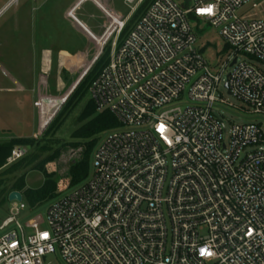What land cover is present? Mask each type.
<instances>
[{"label": "built area", "instance_id": "1", "mask_svg": "<svg viewBox=\"0 0 264 264\" xmlns=\"http://www.w3.org/2000/svg\"><path fill=\"white\" fill-rule=\"evenodd\" d=\"M143 1L123 0L128 16ZM187 1L153 0L111 42L89 94L118 125L95 146L90 173L50 201L44 224L26 230L17 219L26 204L12 201L0 264H264V127L227 130L212 111L225 103L223 81L264 119V73L241 57L264 62V19L256 0ZM190 15L218 28L231 51L221 67L197 45ZM128 16L113 13L105 40L92 37L103 48ZM24 153L14 146L6 164Z\"/></svg>", "mask_w": 264, "mask_h": 264}, {"label": "rangeland", "instance_id": "2", "mask_svg": "<svg viewBox=\"0 0 264 264\" xmlns=\"http://www.w3.org/2000/svg\"><path fill=\"white\" fill-rule=\"evenodd\" d=\"M9 1L0 0V66L16 79L21 78L20 76L24 78L28 75L26 72L36 74L40 50L45 46L63 47L72 51L85 50L89 60L96 53L97 45L93 41L92 34L85 31L82 23L88 25L94 32L98 31L96 26L103 25V32L98 39L105 40L104 35L110 29L111 18L109 16L115 13L121 18H126L129 11V7L124 4L123 0H14L6 5ZM256 2L258 3L257 8L252 9L249 5L244 9L246 12L252 9L264 19V0H256ZM135 12L128 16L126 23L131 21ZM135 21L133 20L132 24ZM191 22L197 34V45L201 47L204 56L212 66L221 67L231 51L220 37L218 28L208 24L203 18ZM112 32H109L104 46L109 45L110 47L114 39L117 44L120 43L125 35L122 36L119 33L116 36ZM241 57L250 60L264 73V62L248 56ZM52 66L51 81L54 83V90L50 97L48 94V97L41 99L39 111L34 105L36 102L32 104L27 98L30 93L25 91L18 97L20 98L18 107L11 108L8 111L9 115L1 118L0 125L8 124L9 127L7 126L6 130L0 129V138L23 137L34 140L31 145L24 146L25 153L19 160L6 164L0 169L1 175L8 167L14 164L21 166L22 161L31 160L27 166L1 175L5 181L3 186L6 190L14 186L21 177L24 178L21 190L38 188L44 182L47 176L45 171L48 169L53 171L52 179L58 182L53 198L77 184L72 182L74 173L70 169V164L82 159L85 140L73 138L72 133L84 124L78 121V116L86 102L90 100V86L77 105L66 111L64 106L69 95L86 73H83L85 65L71 73L64 66H60L57 61ZM229 70L228 65L223 68L222 79ZM219 92L225 103L218 102L219 106L213 107L212 111L223 118L227 130L233 124L248 122H257L264 127V119L251 114L248 104L228 94L223 81L219 86ZM105 132L106 130L95 136L97 137L96 145ZM224 136L227 138V133ZM93 150L88 156L87 175L92 169ZM52 199L31 206L26 196H23L26 208L20 211L17 219L23 223L26 230L30 229L34 221L44 224V213ZM11 205L12 201L7 198L0 203V224L10 215ZM46 264L61 263L55 257H50Z\"/></svg>", "mask_w": 264, "mask_h": 264}, {"label": "trees", "instance_id": "3", "mask_svg": "<svg viewBox=\"0 0 264 264\" xmlns=\"http://www.w3.org/2000/svg\"><path fill=\"white\" fill-rule=\"evenodd\" d=\"M153 0H144L139 7L136 9V12L128 23L125 24L124 28L120 32L119 35H126L130 28L133 26L134 22L132 24L133 20H137L148 8V6L151 4ZM182 4L184 6H187L188 1L183 0ZM190 20H197L194 16H189ZM124 35V36H125ZM123 39V38H122ZM110 56V47L104 46L102 48V51L97 56L93 64L89 67V69L86 71L84 76L81 78L77 86L74 88L72 93L69 95L68 100L64 106V109L71 110L73 109L77 103L84 97L88 87L90 86L93 79L97 76V74L101 71V69L108 63ZM63 109V110H64ZM79 122H84L83 126L78 128L72 133V137L75 139H84L85 140V147H84V153L82 156V159L77 162H73L70 164V169L73 170V183H79L87 176V166H88V156L91 153V151L94 149L96 142H97V136L99 133L108 130L110 128L116 127L118 125V122L114 115L108 111V110H97L94 102L90 99L86 102L84 105V108L80 115L78 116ZM34 140L32 138H12L9 140H0V169L6 165L7 157L10 155L11 149L16 145L21 146H29ZM24 162V161H22ZM21 162V166L18 165H12L6 170H4L3 173H10L17 170L19 167L27 166L31 163V160L24 162V164ZM43 168V165L41 169ZM3 173L1 175H3ZM45 174H47L44 182L41 186L38 188H28L24 191L21 190V185H23L24 178H19L17 182L9 189L4 188V180L2 176L0 175V203L7 198V195L12 190H19L21 191L23 196H26V199L28 203L31 206L39 205L43 203L45 200L52 199L54 197V192L58 186V182L56 180L52 179L53 171L51 169H48V171H45Z\"/></svg>", "mask_w": 264, "mask_h": 264}, {"label": "crops", "instance_id": "4", "mask_svg": "<svg viewBox=\"0 0 264 264\" xmlns=\"http://www.w3.org/2000/svg\"><path fill=\"white\" fill-rule=\"evenodd\" d=\"M13 1L14 0H10L6 5L10 4ZM5 7L6 6H4V8ZM82 25L84 26L85 31L91 33L96 38H98L103 32V25L96 26L98 30L97 32L91 30V28L84 23H82ZM93 41L97 45V51L89 60L87 52L85 50L76 49L72 51L63 47H42L40 50V55L38 57V68L36 70V74H29L28 72H26V74L28 75L25 74L26 76L24 78L20 76L21 78L16 79L15 77L11 76L5 69H3L2 66H0V76L2 78L0 80V122H2L1 118H5L9 115L8 111L11 108L18 107V101H20V98L18 97L20 96V94H24L25 91H28V93H30L28 94L27 98L32 102V104L36 102L34 105L39 111L41 107V99H44V97H48V94L50 97L52 90H54V83L51 81V77L53 70L52 65L56 61L60 66H64L65 68H67V71H69L70 73L73 70L79 69L80 67L85 65L83 72L85 73L93 64L102 49L101 47H99L98 42H96L94 38ZM13 95L17 97H14ZM7 126L9 127L8 124L0 125V129L6 130ZM12 138L19 137H8L3 139L0 138V140H9Z\"/></svg>", "mask_w": 264, "mask_h": 264}, {"label": "water", "instance_id": "5", "mask_svg": "<svg viewBox=\"0 0 264 264\" xmlns=\"http://www.w3.org/2000/svg\"><path fill=\"white\" fill-rule=\"evenodd\" d=\"M23 198L22 193L19 190H12L8 193L7 199L9 201H21Z\"/></svg>", "mask_w": 264, "mask_h": 264}, {"label": "snow or ice", "instance_id": "6", "mask_svg": "<svg viewBox=\"0 0 264 264\" xmlns=\"http://www.w3.org/2000/svg\"><path fill=\"white\" fill-rule=\"evenodd\" d=\"M202 254H204L203 252H202ZM210 254V253H209Z\"/></svg>", "mask_w": 264, "mask_h": 264}]
</instances>
